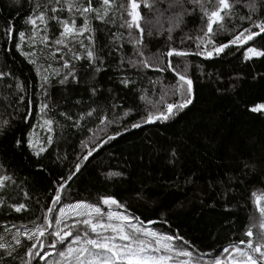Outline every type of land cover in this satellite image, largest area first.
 <instances>
[{
  "label": "trees",
  "instance_id": "1",
  "mask_svg": "<svg viewBox=\"0 0 264 264\" xmlns=\"http://www.w3.org/2000/svg\"><path fill=\"white\" fill-rule=\"evenodd\" d=\"M35 2L0 0V71L8 73L0 77V164L4 165L0 174H10L14 181L8 182L7 189H0V195L8 204L23 202L29 207L28 211L17 213L7 205L0 206V235L11 242L15 231L13 225L31 228L33 221L43 224L42 216L51 204L50 197L55 194L57 185L54 182L61 177L66 179L79 163L80 171L65 186L63 203L78 200L97 203L100 196L113 195L145 223L155 222L149 227L168 234L178 233L189 241L190 249L194 248L198 253L218 254L224 247L246 239L244 232L249 217L254 214L250 193L264 190V113L249 110L257 103H264V58L245 61L243 46H232L225 53L208 58L197 54L199 49L195 40L181 43L183 34L176 33L171 47L191 54L183 59H173V64L180 71L187 65V74L193 80V103L170 120L142 123L140 128H132L131 124L140 122L145 114L147 99H158L161 88L176 85L175 73L150 68L137 75L133 69L118 66L120 53H116L107 56L103 70L96 74L102 88L98 97L89 99L91 93L86 86L93 83L91 79L82 80L79 85H61L60 77L52 74L53 69L61 74L65 71L59 59L63 53L55 52V44L45 48L39 43L30 44L26 38L22 51L35 50L31 59L37 64L33 65L21 50L15 48L18 36L16 40H10L2 31L7 22L12 21L17 33H30L31 26L25 23V18ZM142 12L147 10L142 9ZM236 12L247 14L243 0ZM260 14L264 15V12ZM93 23L99 29L96 37L101 45L109 43V31L119 34V20L116 25ZM200 26L197 13L187 19L184 33L195 36ZM49 35H53L51 29ZM124 37L120 42L132 54L126 32ZM166 38L154 36L148 45L151 52L157 55L165 52ZM231 38V34L220 33L216 43ZM248 46L264 47V40L257 39L255 45L249 43ZM49 64L52 68L45 74L49 75L50 82L44 84L36 68L37 65L48 68ZM76 64L78 69H84L87 62L82 60ZM122 75L136 81L134 91L119 84ZM150 81L156 82L155 86ZM17 83L23 86V91L15 87ZM142 94L146 95L145 100L140 99ZM20 96L25 98L24 101H19ZM116 97L125 108L133 107L134 111L104 132L97 127V116L101 112L81 120L79 127H72V121L60 115L68 113L75 120L89 107H99L111 116L110 105L117 102ZM78 100L81 103H77ZM93 100H96L95 104ZM41 103L49 105L44 114L40 111ZM44 119L55 121L51 133L41 126ZM5 120L9 121L7 125L3 123ZM116 132L121 135L108 140V136ZM29 133H34L41 141L51 135L53 144L46 145V152L37 156L27 146ZM18 139L20 146L16 144ZM81 141L89 148L99 141L104 142L88 160H84L87 149ZM173 149L177 159L170 162ZM243 161L255 162L256 171L250 173L244 169ZM110 171L124 175L108 177L106 173ZM229 177H235L231 183ZM142 190L146 194L139 198L137 193ZM25 193H28L27 197ZM6 228L11 231L5 232ZM21 239L26 246L32 243ZM44 243L47 245L51 241L45 237ZM25 250L18 249L20 257ZM3 259L8 258L4 256ZM9 264H20V259ZM33 264L45 262L34 261Z\"/></svg>",
  "mask_w": 264,
  "mask_h": 264
},
{
  "label": "snow or ice",
  "instance_id": "2",
  "mask_svg": "<svg viewBox=\"0 0 264 264\" xmlns=\"http://www.w3.org/2000/svg\"><path fill=\"white\" fill-rule=\"evenodd\" d=\"M241 3L242 0H44L43 3L36 0L25 18V23L31 26L30 33L25 31L17 33L12 21H8L2 31L10 40H16L18 36L15 48L21 50V54L29 58L33 65L37 64L35 59H31L36 54L35 50L22 51V43L26 38L30 44L39 43L45 48H51L52 44H55L57 46L55 52L63 53L59 59L62 61L61 68L65 71L61 74L59 70L53 69L52 74L60 77L58 82L61 85L73 83L79 85L82 80L91 79L93 83L86 86V90L91 93L89 99L92 96L98 97L102 91L96 74L103 70L108 55L115 56L116 53H120L118 66L133 69L137 75H141L142 70L150 68L161 72L165 70L174 72L176 85L161 88L158 99H147L145 114L141 116L140 122L131 124L132 128H140L142 123L170 120L193 103V80L187 74V65L184 66V71H180L178 66L173 64V59H183L191 54L187 50L171 47L175 42L176 33L183 34L181 43L184 40H195L199 49L197 54L208 58L219 56L232 46H243L245 61L264 58V47L248 46L249 43L255 45L257 39L264 40V15L260 14L264 12V0H243V7L247 9L246 15H238L236 12ZM142 9H146L147 12H142ZM197 13L201 20L198 33L195 36L184 33L187 19ZM117 20L120 21L119 34L109 31V43L101 45L96 37L99 29L93 22L99 21L107 26L116 25ZM50 29L52 36L49 35ZM120 29L124 31H119ZM125 32L126 42L132 45V54H129L124 44L120 42L125 39ZM220 33L231 34L232 38L217 44L216 38ZM154 36L167 37L165 40L167 50L160 52L159 55L151 52L148 47ZM82 60L87 62L86 67L78 69L76 62ZM51 68V64L48 68L37 65V73L41 75L44 84L50 82L49 75L45 73ZM6 75L8 73L0 71V77ZM150 83L155 86L156 82ZM119 84L130 91L136 88V81L130 76L122 75ZM15 87L24 90L20 83ZM169 96L172 99H169ZM24 99L23 96L19 97V101ZM140 99L145 100L146 95L142 94ZM115 100L117 102L110 105L111 116L99 107H89L87 112H81L75 120L68 113L62 112L60 115L72 121V127H79L81 120L101 112L97 116V127L100 132H104L110 125L134 111L133 107L125 108L120 104L119 97ZM77 103L81 102L78 100ZM92 103L95 104L96 100ZM48 109V104L41 103L42 114ZM249 110L253 113H264V103H257ZM3 123L7 125L9 121L5 120ZM54 123L53 119H44L41 126L51 133ZM119 135L121 133L116 132L108 136V140H114ZM102 142L104 141H99L94 147L89 148L87 143L81 141L83 147L87 149L83 159L88 160ZM16 144L20 146L21 140H16ZM52 144L51 135L46 141H41L34 133H29L27 146L33 149L37 156L46 152V145ZM176 159L177 153L173 149L170 153V162ZM242 163L248 172L256 171L255 162ZM74 167L75 171L66 179L61 177L59 181L54 182L57 185L54 189L55 194L50 197L51 204L46 207L42 216L43 224L33 221L31 228L13 225L15 231L11 235V242L0 235V250H3L0 253V264H9L15 259H20V264H33L34 261H44L45 264H264V190L259 194L257 190L250 193L257 216L249 217L244 232L246 240L242 239L238 243L224 247L219 255L198 253L194 248L190 249L189 241L178 233L168 234L149 227L148 225L155 222L149 220L145 223L140 217L129 212L126 205L113 195L100 196L97 203L85 200L63 203L65 186L81 169L79 163ZM3 168L4 165L0 164V169ZM106 175L123 176L124 173L110 171ZM234 178L229 177L228 182L231 183ZM10 181L14 183L12 175L0 174V189H7ZM145 194L142 190L137 196L143 198ZM25 196L27 197L28 193H25ZM37 203L39 204V201ZM4 205L17 213L29 210L26 203L8 204L4 196L0 195V206ZM9 231L11 230L5 229V232ZM21 237L32 242L30 246H26ZM45 237L51 241L50 244L44 243ZM20 248L26 249L23 257L19 256ZM53 254L56 258H52ZM4 256L8 258L6 261L3 259Z\"/></svg>",
  "mask_w": 264,
  "mask_h": 264
},
{
  "label": "rangeland",
  "instance_id": "3",
  "mask_svg": "<svg viewBox=\"0 0 264 264\" xmlns=\"http://www.w3.org/2000/svg\"><path fill=\"white\" fill-rule=\"evenodd\" d=\"M258 194H259V192H258ZM252 201V200H251ZM252 207H253V210H254V214H253V216L254 217H256L257 216V213H256V210H255V208H254V206H253V203H252ZM114 210H118V211H123L122 209H114ZM105 211H107V209H106V207H105ZM23 230V229H22ZM246 239H247V237H246ZM246 239H244V240H246ZM222 252V251H221ZM221 252L220 253H218L217 255H219V254H221ZM56 258V257H55ZM206 258V257H205ZM48 259V258H47Z\"/></svg>",
  "mask_w": 264,
  "mask_h": 264
},
{
  "label": "water",
  "instance_id": "4",
  "mask_svg": "<svg viewBox=\"0 0 264 264\" xmlns=\"http://www.w3.org/2000/svg\"><path fill=\"white\" fill-rule=\"evenodd\" d=\"M149 226V225H148Z\"/></svg>",
  "mask_w": 264,
  "mask_h": 264
}]
</instances>
